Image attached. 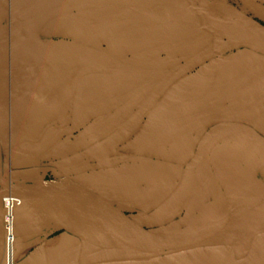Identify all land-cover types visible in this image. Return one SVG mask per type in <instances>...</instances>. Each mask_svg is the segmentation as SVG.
<instances>
[{"label": "water", "instance_id": "95a60500", "mask_svg": "<svg viewBox=\"0 0 264 264\" xmlns=\"http://www.w3.org/2000/svg\"><path fill=\"white\" fill-rule=\"evenodd\" d=\"M245 4L253 13L264 16V8L250 1ZM97 6L119 8L124 10L123 14L133 12L136 13L135 16L148 15L146 20L136 18L128 24L133 26L134 30L121 35L118 42L128 45L124 51L121 50L122 54L150 53L152 59L165 56L166 62L147 65L149 77L146 78H137L131 73V76L127 77L117 76L119 78L114 81L106 80V76H89L88 83L76 92L77 109L82 107L83 96L98 95L99 99L98 107L94 106L91 98L90 102H85L91 107L87 114H83L84 118L99 112L109 115L116 104L122 107L120 111L123 107H127L128 111L134 107L136 112L127 122V125H132L131 129L120 135H113L112 138L120 137L116 141L121 143L127 141L132 134L138 133L135 138L150 139L154 152H159L165 145L172 143L173 146L168 150L179 153L182 152L180 147L186 137L199 129L203 120L208 117L222 119L208 122L209 128L200 132L193 144L191 161L186 169L154 161L125 165L119 169V173L100 177L97 183L94 175L83 179L86 183L96 186L89 189L81 183L33 180L39 173L54 174L57 171L56 168L47 166L52 162L46 154L40 159L43 165L34 166L35 155L44 154L49 147L40 149L41 145L35 146L34 134L27 130L21 117L22 133L27 140L14 142L13 139L16 138L10 131L11 124L5 113V104L0 99V167H30L23 171L11 172L10 176L0 175V264H3L1 245L4 200L13 201V233L16 239L14 256L35 247L40 248L45 239L58 229L57 225L47 219L45 213L51 207H58L67 210L76 223L93 225L104 238L102 236L101 240H92L88 236L81 240L77 234L71 233L72 243L56 253L45 252L43 255L47 256V260H52L53 256L59 253L71 251L73 264H192L191 255H201L203 252V255L208 257L206 264H242L246 257V245L250 240H242L243 243H240L229 231L240 222L250 227L247 220L253 216L264 221V206L256 210L252 217L244 215L250 209L246 206L247 203H235L231 198L242 200L248 196L235 188L229 192L224 191L214 175L211 160L220 157L234 160L227 165L235 171H229L227 174L230 176H240L239 173L247 175L249 171L256 195L264 205V193L255 179L257 172L264 177V136L245 121V118L250 120L252 114H244L234 108L211 107L205 105V102L211 94L240 95L243 93L241 86L245 77L258 73L262 77L250 89L260 87L259 90L264 92V28L224 2L214 7L204 0H11L10 3L9 0H0V52L3 55L7 53L5 60L11 61L12 66L28 80L29 89L23 92L28 112L35 107L45 106L48 101L47 81H50L52 74L45 55L64 62L67 68L82 65L94 67V74L102 72L103 68H113L117 65L120 70L125 68V65H119L116 59L104 52L70 42L38 40L41 27L65 10L90 9ZM21 11L23 14L20 21L16 14ZM123 14L114 17L122 18ZM125 25L118 26L119 29L115 33H121L129 27ZM206 25L218 31L214 35L224 41L226 49L229 48L227 50L244 49L247 54L218 58L179 81L182 75L201 64L195 63L193 59L184 65L180 77L178 74L169 78L174 72L170 69L180 62L178 54L193 53L202 38H211L208 32L213 31ZM224 44L222 43L220 51H227ZM195 46L194 51L189 49ZM5 67L6 65L0 62V76L8 80L10 70H5ZM163 71H167L165 77H162L165 74ZM108 72L110 70L103 74ZM122 72L128 74V71ZM144 80L147 82L145 86L141 84ZM0 83L4 97V92H7L6 82L0 80ZM17 87L19 89L18 85ZM132 87L136 91H132ZM127 89L135 95L129 105L126 104L125 97L120 99V95H126ZM237 90L239 91L236 92ZM64 91L66 94L65 86L59 89V96ZM247 91L250 93L249 89ZM112 92H115L114 96L119 97L114 103H110ZM21 94L22 87L21 90H15L16 98ZM145 96L148 97L143 101ZM72 99L74 101V96ZM159 100L163 101L164 107L146 120L145 116L147 117L148 112ZM113 104L115 105L112 106ZM82 113L83 111L79 114ZM28 115V119L34 118L33 115ZM17 118L19 119V114L15 115V119ZM144 120L145 124L140 128ZM163 120L167 121L165 125L162 124ZM108 122L104 123V127L108 128L104 133H109L112 125H115L107 126ZM174 125L187 126L188 134L177 133ZM8 139H11V144L7 143ZM155 144L159 145L156 147ZM32 149L34 153L29 155L27 152ZM11 150L13 152L10 155ZM76 162L75 159H70L55 166L60 169ZM104 191L112 195L115 201L104 198ZM169 194L170 197L157 208L159 200ZM190 199H193L192 205L185 212L182 222L174 228L149 229L138 222L145 217L144 213L131 218L119 208L121 203L130 205L134 210L147 207L146 213H149L155 209L161 210L166 205L168 211ZM30 220L38 222L28 225L25 221ZM257 231L264 237V224L252 232ZM227 234L228 240H211ZM27 238L35 239L25 245L18 244V241ZM213 242L216 244H212ZM20 246H23L24 250L17 252ZM73 249L75 250L72 251ZM37 254L39 250L29 256L24 264H41L39 260H34ZM161 257H165L166 261H162ZM252 264H264V261L259 259Z\"/></svg>", "mask_w": 264, "mask_h": 264}, {"label": "flooded vegetation", "instance_id": "af4514ba", "mask_svg": "<svg viewBox=\"0 0 264 264\" xmlns=\"http://www.w3.org/2000/svg\"><path fill=\"white\" fill-rule=\"evenodd\" d=\"M207 3H211L214 5V7H217L220 3H225L235 9H237L239 12L244 14L246 17L250 18L253 22L257 23L259 26L264 28V16L262 14H255L253 13L250 8L245 4L246 1H250L251 3L260 6L261 8H264V0H204ZM11 0H9V3ZM8 11V9H7ZM124 10H121L119 8L114 7H93L90 9H72L69 8V10H65L62 14L50 19L47 21V23L41 27V29L38 32V40L41 42L44 41H52V42H70L75 43L81 46H85L87 48H91L93 50H97L100 52L107 53L111 55L114 59H116L119 63V65H125V68H122V70L119 69L118 65L113 68H103L101 69L102 72L98 74H94L95 71H93L92 67H86L85 65L82 66H76V67H68L64 65V62H59L55 60L54 58H48L47 55H45V58H47L49 61L50 69L52 77L50 81H47L48 88L47 91L49 93L48 101L45 102V106L41 107H35V109H31V112L27 111V107L25 105L26 100L25 97H23V92L27 91L29 89V84L26 76L24 74H20L16 67L12 66L11 61H6L7 53L3 55L0 52V62H3L6 67L5 70H10L8 80H3L6 82V95L8 98V102L5 104V113L8 117V120L10 122V131L15 135L16 139H13V141L19 143L23 140H27L23 133V127L21 126V118L24 122L25 127L28 131L34 132L33 140L36 141L37 147L41 145V148H44L47 146L46 152L42 155H35L36 157V163L34 166H40L43 165L40 162V159L46 154L50 157V163L47 165L49 168H56V173L51 174L48 173L45 177L47 180H52V176L61 175L62 177L71 178V179H86L89 178L91 174L97 175V173H100L99 177H103L105 175H115L119 173V169H121L123 166H128L131 164H142L149 162H163L167 163L169 161L170 156H172V160L170 162L178 163L182 165L183 170L189 165L191 161V155H192V148L194 142H196L198 135L202 130L205 128H209L208 122L213 121L216 119L220 120L222 118H215V117H208V119L203 120V123L200 124V128L193 131V133L186 137L184 142L182 143V152H175V151H169L168 149L173 146L172 143L165 145L163 149L159 150V152L152 151V145L150 143V139L146 140H137L135 137L138 133L132 134V136L125 142L117 143L118 138L120 137H113L117 134H122L123 132H126L131 129L132 125L128 124L127 122L130 121L131 117L135 114L136 110L135 108H131L128 111L127 107H123V110L121 106H117L115 109H112L109 112V115L106 114V112H99L95 115L84 118L83 114H87V110L90 105H86L85 102H90L89 99L91 98V102H94V106L98 107V95L94 96H88L84 97L82 100V107H83V113L82 115L79 114L78 119H76V122L73 120L75 117V112L77 113V110L75 111L73 109V93L74 91H78L81 89L83 85L88 83L87 78L89 76H104L106 80L114 81L118 79L117 76H131L129 73L133 74V76L138 77H149L148 74V67L149 64H157L160 62H166V57L162 56L156 59L151 58L150 53H141L135 55V53L131 54H122L120 56H115L113 52L117 50L124 51L128 45L119 43V39L122 36L126 35V33L132 32L134 30L133 26H130L128 24L135 21V19H142L146 20L148 19V15H136V13H126L123 14ZM23 12L16 14V18L21 21ZM122 15V18H116L114 16ZM135 14V15H134ZM121 24H126L129 27L125 28L121 33H115L119 28ZM125 25V26H126ZM124 26V27H125ZM207 28L211 29L213 33H209V36L211 38L204 37L198 42L197 49L189 47L191 51H195L192 53H181L178 54L180 57V62H178L175 66H173L170 70H173L174 72L169 76L173 77L180 74L183 71L184 65L189 63L191 60H195L194 62H200L196 67L190 69L185 75H182L178 80H182L185 77H189L196 73L200 68L204 67L209 62H214L218 58L222 57H229L234 54H247V51L244 49H234V50H227L226 45L224 44L223 40H219V37H216L214 33H218V31L214 30V28L209 27L206 25ZM129 36H127L128 38ZM25 38V37H24ZM26 39V38H25ZM127 39H125L126 41ZM128 42V41H127ZM224 44V49L227 51H220V47ZM185 48V47H184ZM10 54V53H9ZM11 56H9L10 58ZM178 58V57H177ZM5 61V62H4ZM96 69V68H95ZM110 70V72L103 74L104 72ZM122 71H128V74L125 75ZM168 71V70H167ZM167 71L165 72L164 76H166ZM122 73V74H121ZM252 73V72H251ZM13 75V77H12ZM147 75V76H146ZM248 76V74H247ZM141 77V78H142ZM262 77L261 74L253 75L252 77H245L244 81L242 82L241 89L243 93L240 95L238 93L234 94L233 96L231 94L225 93L223 95H215L211 94L210 98L208 97L207 101L205 102V105L216 106V107H222V108H234L237 111H240L244 114H252V117L250 120L245 118V121L250 123L249 125L253 126L254 129L260 132L261 135L264 136V92L258 89H250V87L255 86L256 83L259 81V79ZM8 81V82H7ZM141 81V79H140ZM143 86L147 84V82L144 80ZM19 86V89L17 87ZM22 87V94L15 97V90H21ZM65 86L66 94H65V100L59 101V89L61 87ZM140 86V84H139ZM128 88V86L126 87ZM250 90V93H248L247 90ZM132 91H136L134 87H132ZM237 90L236 92H238ZM54 93V95L52 94ZM51 93V94H50ZM125 94L120 95L121 98H126V104H130L131 100L135 97V95H132L133 92L130 91V89L125 92ZM115 92H112V96L110 99V103H114V100H119V97L115 95ZM148 96L143 97V101L146 100ZM52 98V100L49 99ZM229 99H236L235 101L237 104L235 106H232L229 102ZM161 100V99H160ZM157 102L153 108L148 112L147 117L145 116L146 120L149 116H152L154 112H158L159 109L164 107V103ZM49 103H52L50 105V108H47V105ZM54 102V105H53ZM55 102L57 103L58 107H55ZM113 104L112 106H114ZM93 106V105H92ZM128 111V112H127ZM79 113V112H78ZM19 114V119H15V115ZM33 115V119H28L29 115ZM123 116L121 117V115ZM114 117H111L113 116ZM21 117V118H20ZM80 118V119H79ZM214 118V119H213ZM109 121V122H108ZM108 122L107 126H110L112 124V129H110V132L104 133V130H108V128L104 127V123ZM117 122V123H116ZM147 122V121H146ZM167 121L163 120L162 124L165 125ZM140 128H143V125ZM172 124V123H171ZM207 124L208 127H203ZM178 125V124H176ZM175 126V125H174ZM171 127V129L174 128ZM189 126V125H188ZM177 133H186L189 132V128L187 129V126L182 127H176ZM167 129V128H166ZM168 131V130H166ZM166 131H163L164 133ZM146 132V130H145ZM104 133V134H103ZM124 136V135H123ZM122 136V137H123ZM112 138V139H111ZM136 139V140H135ZM162 144H165V142L161 141ZM9 144H11V139H8ZM177 144V143H176ZM159 144H155L157 147ZM154 147V146H153ZM12 150L9 152V154H12ZM17 152V151H15ZM34 153V149L27 152L29 155ZM68 152V153H67ZM33 155V154H31ZM177 155V156H176ZM70 159H75L77 162L82 161V163L79 165V167L73 169V170H63L65 168L58 169L55 164L61 163V162H67ZM232 159H213L211 160V167L213 169L214 175L220 185L225 189L224 191H232L230 189H237L239 191H242L246 196H248L247 199L242 200H236L235 197L231 198L232 202L238 203V202H244L247 203L246 206L250 209L244 213L247 217H252L253 213L256 210L261 209L264 205L262 204L259 197L256 195V191L253 188L252 184V177L251 173L248 171L247 175L243 173H239L240 176H230L227 173L229 171H233V169L228 168V163H233L234 160ZM33 166V167H34ZM178 166V165H177ZM104 167V168H103ZM25 168L30 167H23L20 166L18 168H15L14 170L23 171ZM59 171H62L59 172ZM104 174V175H103ZM255 179L260 187L261 191L264 193V177L260 172H257L255 174ZM249 191V193H247ZM106 194V191H104ZM171 194L166 195L164 199L159 200V205L157 208H160L165 200H167L170 197ZM155 201V200H154ZM193 199H190L188 201H184L182 203H179L178 206L173 208L172 216H162V221L167 220H173L174 216L179 215L180 217L184 216L185 212L188 210V208L192 205ZM156 202V201H155ZM119 208L124 211V213L131 217L135 218L138 215H141L144 213L145 217L152 216V212L156 211H165L167 210V206L165 205L161 210L155 209L154 211H149V213H146L148 209L145 207L144 209H137L134 210L131 208L130 205L126 204H119ZM154 215V214H153ZM157 217V216H156ZM263 219V218H262ZM140 220V219H139ZM247 224H250L246 226L243 224V222L238 223V226L234 225L232 228V231H229V233H233V238H237L235 240H238L239 242L242 240H250V243L246 245V261L242 260V264H252L253 261L257 260H263L264 261V237H262L263 234H260L259 231L252 232L253 229L258 228L259 226L264 224L263 220H259L256 216H253L250 220H247ZM227 235L223 236H217L211 240H228ZM261 236V237H260ZM240 242V243H241ZM243 243V242H242ZM212 244H216L213 242ZM215 248H220V246H215ZM203 252L201 255L199 253H194L191 255L192 257V264H206V261L208 259L207 255H203ZM250 257V258H248ZM162 261H166V258L161 257ZM203 259V260H202ZM158 260V259H157ZM175 263V262H174ZM159 264V263H157ZM161 264H166L165 262H162ZM173 264V263H172Z\"/></svg>", "mask_w": 264, "mask_h": 264}, {"label": "crops", "instance_id": "0c3cea01", "mask_svg": "<svg viewBox=\"0 0 264 264\" xmlns=\"http://www.w3.org/2000/svg\"><path fill=\"white\" fill-rule=\"evenodd\" d=\"M114 55L120 56L122 55V51L121 50H117L115 52ZM135 55H137V53H135ZM0 80H5L4 77L0 76ZM1 83H0V99L4 102V104H6L8 102V98L6 95V92H4V97H3V93L1 92ZM76 92L74 91V101H73V109L76 111L75 112V117H74V121L76 122V119H78L79 117V113L82 112L83 108L81 107V105L78 108L77 106V98H76ZM51 94V93H50ZM52 94L54 95V93L52 92ZM65 99V91L63 94H61L59 96V101ZM52 100V98L49 99ZM236 99H231L229 102L232 106H235V104H237V102L235 101ZM48 102V107L50 108V105L52 103ZM79 104L81 103V101L78 102ZM54 105V102H53ZM55 107H58L57 103H55ZM79 111V113H78ZM80 119V118H79ZM31 134H34V132L31 131ZM68 153V152H67ZM1 156V155H0ZM82 163V161H78L72 165H69L70 167L73 165H80ZM100 173H97V175L95 176L96 179V183L97 181H99L98 179ZM58 178V177H57ZM82 181V180H81ZM85 185H88L87 188L89 189H93L94 187H96L93 184L90 183H86ZM86 187V186H85ZM46 217L47 219L52 222L53 224L58 226V229L47 239H45V241L41 244L40 248L39 247H35L33 249L30 250H26L23 251V246L18 247L17 252L23 251L19 254H17L15 256V264H24V262L26 261V259L31 256L36 250H39V254H37V256L34 257V260L41 262V264H73L72 260H73V256L71 255V251L66 252L65 254H57L56 256H53L52 260H47V256H44L43 254L45 252H59L61 249L66 248L70 243H72L73 238L71 237V233L73 234H77L79 236V238H81V240L85 239L86 237H88V235H90L89 237H91L92 240H101V237L103 234H101L100 236H97L96 234H94L92 231L90 230V228H88L87 225H83L81 223H76L71 216L69 215V213L65 212L64 210H61L58 207H51L49 208L46 212ZM77 218V217H76ZM78 219V218H77ZM80 221V220H79ZM28 225H34L36 224L35 220H30V221H25ZM96 231V230H95ZM37 238V237H36ZM104 238V235H103ZM102 238V239H103ZM35 238H27V239H23L21 241H18V244L21 245H25V243L29 242L30 240H34ZM87 246V244H86ZM88 247V246H87ZM75 249H73L72 251H74Z\"/></svg>", "mask_w": 264, "mask_h": 264}, {"label": "rangeland", "instance_id": "374dc122", "mask_svg": "<svg viewBox=\"0 0 264 264\" xmlns=\"http://www.w3.org/2000/svg\"><path fill=\"white\" fill-rule=\"evenodd\" d=\"M203 127H207V124H205V126H203ZM169 156H170L171 159H169V161L167 162L168 164L172 165L173 167H176L177 165H178V167H180V166L182 167V165H180L178 163L170 162V160L174 159V158H172V156H174L173 154L172 155H169ZM220 158H222V157H220ZM220 158H218V159H220ZM224 159H226V158H224ZM77 167H79V165H77V166L76 165H73L71 167L68 166V167H65V169H63V170H73V169H75ZM11 172L12 173L15 172L14 168L11 167V165H9L8 167L5 166L4 168L0 167V175H2V176H4V175L5 176H10L11 175L10 174ZM59 172L62 173V171H59ZM47 174L48 173H46V174H40L39 173V174L35 175V177H34L33 180H36V179L37 180H45V181H54L55 180V181H63V182L74 183V184L81 183L82 186L88 187V185H85V181H83V179H79V178H77V179H71V178L62 177L61 175H57V176L54 175L51 178L52 180H47L48 178L45 179V177H46ZM91 175H93V174H91ZM27 185H25V186H27ZM27 188H30V186H27ZM104 198H106V199H108L110 201H115L112 195H108V194H105V193H104ZM61 210H64V209H61ZM64 211L67 212V210H64ZM172 211H173V209L168 210V211L165 210V211H162V212L161 211L152 212L151 213L152 216H150V217H142L140 220H138V222L141 225H144L145 227H147L149 229L174 228L175 226L179 225L182 222L183 216L180 217L179 215H176V216H174V219L173 220H171V219L170 220H167L166 219L165 221H162V219H161V217L162 216H165V215L168 216V217L172 216ZM87 226H88V228H90V230H93L92 232L94 234H96L97 236H100L101 235V233L98 230H96L93 225L87 224ZM88 236H90V235H88Z\"/></svg>", "mask_w": 264, "mask_h": 264}, {"label": "built area", "instance_id": "2783aa9c", "mask_svg": "<svg viewBox=\"0 0 264 264\" xmlns=\"http://www.w3.org/2000/svg\"><path fill=\"white\" fill-rule=\"evenodd\" d=\"M3 217H2V231H3V240L1 245V262L3 264H15L14 256V246H15V237H14V226L15 219L13 216V201L4 200L3 202Z\"/></svg>", "mask_w": 264, "mask_h": 264}]
</instances>
